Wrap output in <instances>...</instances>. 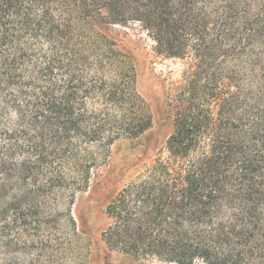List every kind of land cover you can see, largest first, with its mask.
<instances>
[{
  "label": "trees",
  "instance_id": "trees-1",
  "mask_svg": "<svg viewBox=\"0 0 264 264\" xmlns=\"http://www.w3.org/2000/svg\"><path fill=\"white\" fill-rule=\"evenodd\" d=\"M129 22L184 68L172 133L106 204L104 244L264 264V0H0V264H90L78 198L152 125L108 35Z\"/></svg>",
  "mask_w": 264,
  "mask_h": 264
},
{
  "label": "rangeland",
  "instance_id": "rangeland-1",
  "mask_svg": "<svg viewBox=\"0 0 264 264\" xmlns=\"http://www.w3.org/2000/svg\"><path fill=\"white\" fill-rule=\"evenodd\" d=\"M108 35L135 65L136 87L150 106L152 125L136 139L117 142L102 176L79 196L74 213L89 244V251H81L82 258L86 257L90 264H173L157 259L139 260L110 250L101 233L107 223L106 204L125 182L153 161L172 133L168 95L180 79L184 65L180 59L157 54L154 42L137 22L115 24L109 27Z\"/></svg>",
  "mask_w": 264,
  "mask_h": 264
}]
</instances>
